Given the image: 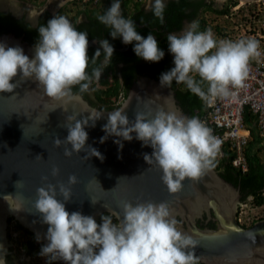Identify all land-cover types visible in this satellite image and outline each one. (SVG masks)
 Returning a JSON list of instances; mask_svg holds the SVG:
<instances>
[{
	"label": "clouds",
	"instance_id": "1",
	"mask_svg": "<svg viewBox=\"0 0 264 264\" xmlns=\"http://www.w3.org/2000/svg\"><path fill=\"white\" fill-rule=\"evenodd\" d=\"M209 1L216 8L226 6L227 10L224 13L217 10V13L206 12L203 15L208 21L205 22L206 29L200 28L199 20H192L180 32L168 33V51L173 55L174 66L162 72L159 77L162 87H171L173 81L183 83L191 93L205 101L204 106L206 102L212 103L216 98L232 96V89L243 84L248 76L249 60L261 54L259 40L263 38L259 32L264 31V11H261L263 14L254 16V11L260 12L259 8L262 7L257 1ZM145 8L160 23L164 22L166 0H146ZM43 11L31 9L29 19H37ZM97 19L110 29L113 39L121 38L124 44H132L137 57L158 62L165 56L151 32L147 36L141 35L135 21L123 15L121 0H111L110 6L102 14L97 13ZM81 22L82 18L73 22L63 14H56L46 25L39 24V37L31 58L21 46H9L0 41V92H12L17 87V83L12 82L13 78L19 74L22 80L37 81L45 95L60 104L81 101V94L88 92L93 82L98 81L105 68L112 63L114 53V46L109 40L102 39L96 41L101 47L90 58L88 32L78 30L75 26ZM90 65L93 66L90 68ZM205 84L206 90L203 87ZM73 86H78V93L73 92ZM120 99L123 102L125 97L121 95ZM128 104L129 101L126 100L122 106L106 111L82 103L79 114L88 115L81 119H77L79 114L67 115V135L63 140L56 137L54 144L59 147L63 143L64 155L67 157H71L73 152L80 153L87 146L90 157L96 156L102 160L104 157L99 150L86 144V127H95L96 122L107 112V121L102 125L105 135L100 137V142L103 143L110 135L131 141L134 133L135 138L142 141L143 145L152 148L150 154H143V159L147 164L160 169L163 184L170 192H176L186 178L199 177L211 165L219 173L218 167L224 162L242 173L248 172V146L252 139V128L246 121L247 111L255 116L259 133L264 137V128L260 125L258 116L247 108L243 125L247 142L242 145V153L248 161V169H243L233 162L239 151L235 145L236 140H227L220 146V139L201 120L205 107L199 113L200 119L185 115L176 107H161L154 115L151 109L136 112L135 119L130 120L125 111ZM115 143L123 147L121 140L118 139ZM259 153L264 156V147ZM212 159L218 167L213 165ZM58 173L59 168L54 166L52 175L56 176ZM43 179L47 180V177ZM75 183L77 177L70 175L67 185L63 182L48 183L36 189L33 207L39 213L41 223L48 227L43 236L37 232L35 239L39 243H44L41 239L47 241L41 245L38 253L46 259V264L57 260H63L66 264L204 263L194 254L198 242L178 227L179 221L166 202L133 204L121 201L118 207L122 209V215L121 212L108 208V214L101 213L100 219L96 220L93 215H86L81 211L69 212L66 209V202L72 199L69 185ZM238 187L242 199L236 219L240 225L250 227L264 219V189L244 196L241 187ZM3 198L10 209H21V204L11 194H6ZM91 202L95 204L97 201L91 199ZM14 222L15 220L9 232V235L12 234L11 247L15 244L14 239L20 236V231L14 228ZM195 223L198 224L197 219ZM13 253L16 264L33 259V255L26 252H21L22 256ZM0 264H7L3 253H0Z\"/></svg>",
	"mask_w": 264,
	"mask_h": 264
},
{
	"label": "water",
	"instance_id": "2",
	"mask_svg": "<svg viewBox=\"0 0 264 264\" xmlns=\"http://www.w3.org/2000/svg\"><path fill=\"white\" fill-rule=\"evenodd\" d=\"M0 40L9 46H21L30 58L34 55L35 44L13 32L5 33ZM96 41L90 39L88 49L101 47ZM115 49L126 50L128 46ZM12 82L17 83L12 92H0V245H3L0 253L5 255L7 264L12 245L9 235L12 222L17 220L43 236L48 225L41 223L33 207L36 189L48 183L67 185L70 175L77 177V183L69 185L72 190V199L66 202L69 212L81 211L98 220L101 213H108V208L122 215L118 207L121 201L133 204L166 202L179 221L178 227L198 242L194 248L198 260L206 264H264V219L250 227L238 223L235 214L242 199L240 188L212 165L199 177L186 178L178 191L170 192L161 180L162 171L143 159V154H150L152 148L143 145L134 133L131 141L110 135L100 142V137L105 135L102 125L107 121V112L95 127H86V144L98 149L104 158L90 157L87 146L80 153L73 152L67 157L65 145L57 147L54 144L56 137L63 140L67 135L66 116L79 114L82 103L101 108L83 94L81 101L60 104L47 97L37 81L22 80L19 74ZM126 100L129 104L125 111L130 120L135 119L136 112L151 109L154 115L161 107H176L189 116L178 102L174 87H162L159 77L140 75L120 106ZM87 115L79 114L77 119ZM118 139L122 141V148L115 143ZM54 166L59 168L56 176L52 175ZM6 194L17 199L22 206L20 210L10 209L3 198ZM91 199L97 202L93 204ZM210 208L217 214L218 229L201 228L195 223L203 210L211 211ZM57 264L66 262L57 260Z\"/></svg>",
	"mask_w": 264,
	"mask_h": 264
},
{
	"label": "trees",
	"instance_id": "3",
	"mask_svg": "<svg viewBox=\"0 0 264 264\" xmlns=\"http://www.w3.org/2000/svg\"><path fill=\"white\" fill-rule=\"evenodd\" d=\"M78 6H81L78 13L74 15L73 22L82 18V22L75 26L78 30L88 32L90 39H108L114 47L128 46L126 50L115 49L112 57V63L105 68L98 81H94L88 92L83 93L92 104L102 109H113L121 105V95L127 97L130 87L140 75H150L160 77V74L174 66L173 55L168 51L167 34L170 32H180L187 23L192 20H199V26L206 29L204 14L208 11L224 13L226 6L216 8L209 0H166L164 12V22L160 23L150 10H146V0H121V9L125 17L133 19L137 25V31L147 36L151 32L158 40V45L165 52V56L158 62L146 61L136 56L132 44H124L121 38L113 39L110 35V29L97 19V13H103L110 6L111 0H74ZM14 5H12L13 7ZM17 7V6H15ZM30 8L28 5L26 9ZM29 10V9H28ZM28 11H26V14ZM63 12V8L57 13L50 10L44 11L36 21L27 18L26 14L17 16L12 11H0V34L3 32H15L17 35H25L26 39L35 44L39 33L37 27L39 24H47V21L56 14ZM217 13V12H216ZM99 47L91 46L88 49V55L91 58L95 50ZM93 65H90V68ZM89 68V70H90ZM199 79L198 76H196ZM171 86L176 91L178 102L189 116H197L205 107L203 101L196 94L191 93L183 83L172 82ZM207 88V84L203 85ZM73 92L78 93V86H73ZM120 99V100H119ZM246 121L252 128V139L249 141L248 159L250 167L248 172L242 173L239 169L233 167L228 162L222 163L219 167L213 160V165L219 168L220 174L227 180L240 186L244 196L249 193H258L264 189V156L259 153L263 149L264 137L260 135L255 116L246 112ZM255 150L256 152H253ZM108 214V213H104ZM215 224V222H211ZM14 228L20 231L18 238H13L15 244L11 247V253L8 255V264H16L14 253L22 256L21 252L32 254L33 259L23 260L22 264H46V259L38 255L41 245L35 239V234L15 220ZM11 234V233H10ZM12 238V234L10 235ZM21 258V257H20ZM52 264H56L53 261ZM197 264H204L198 263Z\"/></svg>",
	"mask_w": 264,
	"mask_h": 264
},
{
	"label": "built area",
	"instance_id": "4",
	"mask_svg": "<svg viewBox=\"0 0 264 264\" xmlns=\"http://www.w3.org/2000/svg\"><path fill=\"white\" fill-rule=\"evenodd\" d=\"M253 1L262 6L259 8L260 12L254 11V16L257 17L264 11V0ZM262 23L264 26V17ZM259 34L263 38L259 40L261 54L249 60V72L243 84L233 88L234 94L230 97L216 98L212 103L206 102L201 117L213 135L220 139V146L227 140H236L235 145L239 151L233 162L243 169H248V161L242 153V145L247 142V133L243 128L247 108L258 116L259 123L264 128V31Z\"/></svg>",
	"mask_w": 264,
	"mask_h": 264
},
{
	"label": "flooded vegetation",
	"instance_id": "5",
	"mask_svg": "<svg viewBox=\"0 0 264 264\" xmlns=\"http://www.w3.org/2000/svg\"><path fill=\"white\" fill-rule=\"evenodd\" d=\"M18 6L15 7V5L12 7V0H0V11L1 10H6V11H12V13H14V15L17 16H20V15H23V14H26V11H28L27 13L29 14V11L32 9L30 8H27L26 9V6L28 5L27 3H25V1H20L18 2ZM34 5H32L33 7ZM36 7V6H35ZM29 9V10H28ZM36 9H39V10H50L52 11L53 13L54 10L52 8V6L49 4V5H45L44 7L43 6H37ZM43 11V12H44ZM23 13V14H22ZM26 14L27 18H29V15ZM32 21H36L37 22V19H30ZM5 33H10V32H3L0 34V37L2 35H4ZM20 37H22L24 40L28 41L25 37V35H20ZM2 41V40H0ZM241 198H242V195H241ZM239 209L236 211V214L235 216H237L238 212H239ZM211 211H203L201 215H199L197 217V223L199 226L201 227H212V226H218L219 224V221L217 220V214L215 213V210L213 208H210ZM231 217V216H230ZM179 220H180V217L178 216ZM211 222H215V224H211ZM34 233V232H33ZM35 234V233H34ZM15 262H17V260L15 259ZM17 264H22V262H19ZM56 264H57V261H56Z\"/></svg>",
	"mask_w": 264,
	"mask_h": 264
},
{
	"label": "rangeland",
	"instance_id": "6",
	"mask_svg": "<svg viewBox=\"0 0 264 264\" xmlns=\"http://www.w3.org/2000/svg\"><path fill=\"white\" fill-rule=\"evenodd\" d=\"M25 1V3L28 4L30 9L36 8L37 6H45V5H51L54 12H58L60 9L63 8V12L60 14H63L67 16L70 20L73 21L74 15H76L80 9L81 6H78L76 3H74V0H12V5L18 6V2ZM33 4L34 6L32 7ZM36 6V7H35Z\"/></svg>",
	"mask_w": 264,
	"mask_h": 264
}]
</instances>
